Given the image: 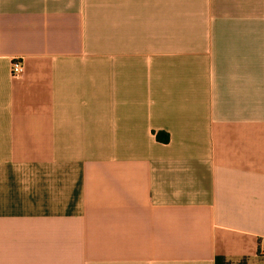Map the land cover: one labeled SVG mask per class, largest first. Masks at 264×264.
Instances as JSON below:
<instances>
[{
	"label": "crops",
	"instance_id": "obj_1",
	"mask_svg": "<svg viewBox=\"0 0 264 264\" xmlns=\"http://www.w3.org/2000/svg\"><path fill=\"white\" fill-rule=\"evenodd\" d=\"M263 251L264 0H0V264Z\"/></svg>",
	"mask_w": 264,
	"mask_h": 264
},
{
	"label": "built area",
	"instance_id": "obj_2",
	"mask_svg": "<svg viewBox=\"0 0 264 264\" xmlns=\"http://www.w3.org/2000/svg\"><path fill=\"white\" fill-rule=\"evenodd\" d=\"M11 76L19 77L23 72V64L20 60H13L10 66ZM264 253V251H263Z\"/></svg>",
	"mask_w": 264,
	"mask_h": 264
}]
</instances>
